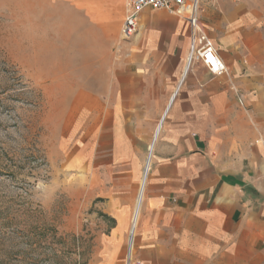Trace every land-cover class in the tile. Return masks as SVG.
<instances>
[{
  "label": "crops",
  "instance_id": "crops-1",
  "mask_svg": "<svg viewBox=\"0 0 264 264\" xmlns=\"http://www.w3.org/2000/svg\"><path fill=\"white\" fill-rule=\"evenodd\" d=\"M41 5L43 70L89 87L67 141L112 223L105 264L130 226L134 264H264V0L200 1L221 75L187 68L179 13L144 9L124 40L125 0Z\"/></svg>",
  "mask_w": 264,
  "mask_h": 264
},
{
  "label": "rangeland",
  "instance_id": "rangeland-1",
  "mask_svg": "<svg viewBox=\"0 0 264 264\" xmlns=\"http://www.w3.org/2000/svg\"><path fill=\"white\" fill-rule=\"evenodd\" d=\"M42 35L41 0H0V264H105L112 223L67 141L89 87L43 70ZM130 229L115 264H134Z\"/></svg>",
  "mask_w": 264,
  "mask_h": 264
},
{
  "label": "built area",
  "instance_id": "built-area-1",
  "mask_svg": "<svg viewBox=\"0 0 264 264\" xmlns=\"http://www.w3.org/2000/svg\"><path fill=\"white\" fill-rule=\"evenodd\" d=\"M201 0H125L126 17L121 29L124 40L131 39L138 30L139 15L147 8L166 10L181 14L189 27L190 51L187 68L195 62L201 63L213 75H221L227 66L207 35L199 19Z\"/></svg>",
  "mask_w": 264,
  "mask_h": 264
},
{
  "label": "bare ground",
  "instance_id": "bare-ground-1",
  "mask_svg": "<svg viewBox=\"0 0 264 264\" xmlns=\"http://www.w3.org/2000/svg\"><path fill=\"white\" fill-rule=\"evenodd\" d=\"M145 168H149V164H146ZM142 192H143V188H142ZM128 264H130L129 261H128Z\"/></svg>",
  "mask_w": 264,
  "mask_h": 264
}]
</instances>
